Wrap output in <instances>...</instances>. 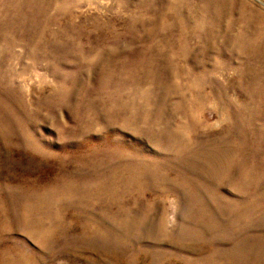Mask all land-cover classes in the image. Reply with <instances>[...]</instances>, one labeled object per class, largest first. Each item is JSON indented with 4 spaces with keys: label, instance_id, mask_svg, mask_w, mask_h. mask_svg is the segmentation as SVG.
<instances>
[{
    "label": "rangeland",
    "instance_id": "rangeland-1",
    "mask_svg": "<svg viewBox=\"0 0 264 264\" xmlns=\"http://www.w3.org/2000/svg\"><path fill=\"white\" fill-rule=\"evenodd\" d=\"M0 264H264V0H0Z\"/></svg>",
    "mask_w": 264,
    "mask_h": 264
}]
</instances>
